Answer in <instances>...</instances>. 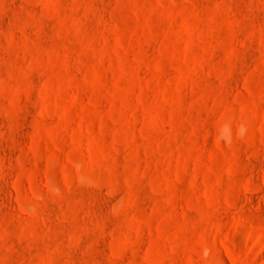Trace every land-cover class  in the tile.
I'll list each match as a JSON object with an SVG mask.
<instances>
[{
    "label": "rangeland",
    "instance_id": "374dc122",
    "mask_svg": "<svg viewBox=\"0 0 264 264\" xmlns=\"http://www.w3.org/2000/svg\"><path fill=\"white\" fill-rule=\"evenodd\" d=\"M263 199L264 0H0V264H264Z\"/></svg>",
    "mask_w": 264,
    "mask_h": 264
},
{
    "label": "bare ground",
    "instance_id": "6f19581e",
    "mask_svg": "<svg viewBox=\"0 0 264 264\" xmlns=\"http://www.w3.org/2000/svg\"><path fill=\"white\" fill-rule=\"evenodd\" d=\"M37 111H41V108L40 107H37ZM264 202V199L262 200Z\"/></svg>",
    "mask_w": 264,
    "mask_h": 264
}]
</instances>
